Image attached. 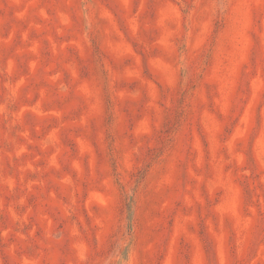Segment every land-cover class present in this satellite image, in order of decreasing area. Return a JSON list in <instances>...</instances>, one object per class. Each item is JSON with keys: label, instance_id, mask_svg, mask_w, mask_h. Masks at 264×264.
<instances>
[{"label": "rangeland", "instance_id": "rangeland-1", "mask_svg": "<svg viewBox=\"0 0 264 264\" xmlns=\"http://www.w3.org/2000/svg\"><path fill=\"white\" fill-rule=\"evenodd\" d=\"M0 264H264V0H0Z\"/></svg>", "mask_w": 264, "mask_h": 264}]
</instances>
